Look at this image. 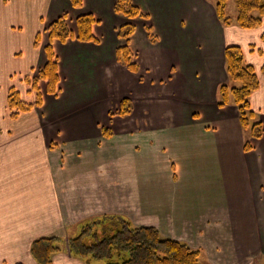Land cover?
<instances>
[{"label": "crops", "instance_id": "1", "mask_svg": "<svg viewBox=\"0 0 264 264\" xmlns=\"http://www.w3.org/2000/svg\"><path fill=\"white\" fill-rule=\"evenodd\" d=\"M131 1L144 17L116 13L115 0H0V264H37L31 245L42 237L63 241L51 264H104L65 245L102 215L155 227L202 264L264 259V15L242 28L222 23L213 0ZM63 12L73 33L90 14L96 41L50 40L46 27ZM127 23L134 30L120 38ZM49 41L57 90L40 81L35 104L27 78ZM125 45L132 67L116 59ZM228 45L260 82L249 104L262 134L248 150L237 107L217 104ZM10 87L32 103L15 117Z\"/></svg>", "mask_w": 264, "mask_h": 264}, {"label": "trees", "instance_id": "2", "mask_svg": "<svg viewBox=\"0 0 264 264\" xmlns=\"http://www.w3.org/2000/svg\"><path fill=\"white\" fill-rule=\"evenodd\" d=\"M71 4L79 7L82 0H70ZM236 7L235 23L242 28H253L260 25L264 15V0H234ZM218 19L229 24L225 14L227 0H213ZM113 9L116 13L128 18L144 17L131 0H115ZM94 19L90 14L76 17V32L73 33L67 24L66 12L61 13L46 27L49 39L64 42L74 38L79 41H96L92 33ZM134 26L131 23L118 28L120 38L128 39ZM37 42V40H36ZM46 62L37 73L27 78L31 89L36 92L35 104L40 103L38 84L45 83L46 92L55 93L58 83L56 57L50 41L44 46ZM225 67L228 81L219 84L217 88V104L219 107L233 104L238 109L239 121L247 130L248 136L244 141V149L251 148L249 138H259L262 134V124L255 118L250 108L249 96L258 88L259 79L254 67L246 64L242 58L240 47L228 45L224 51ZM116 59L127 67H132L128 47L116 49ZM264 71V65H263ZM127 99L120 105L119 114L125 115ZM7 104L12 117L21 111L28 110L32 103L20 99L18 91L10 87L7 94ZM78 233L67 239V250L75 257L89 263L91 261H106V264H202L198 250L190 248L185 242L164 238L155 227L137 226L118 215H102L80 225ZM63 241L58 237H42L32 242L31 254L37 264H51L52 255L61 249ZM116 256L117 261H112Z\"/></svg>", "mask_w": 264, "mask_h": 264}, {"label": "rangeland", "instance_id": "3", "mask_svg": "<svg viewBox=\"0 0 264 264\" xmlns=\"http://www.w3.org/2000/svg\"><path fill=\"white\" fill-rule=\"evenodd\" d=\"M225 14H226V16L229 17L230 23H234L235 16H236V7H235V1L234 0H227L226 7H225ZM262 68H263V66H262ZM262 68H261V71L264 73V71H263ZM70 233L68 235H70ZM74 235L75 234H72V235H70V237L71 236H74ZM112 261H117V257L116 256H113L112 257ZM17 264H20V263H17ZM104 264H106V261L104 262ZM260 264H264V259L262 260V262L260 261Z\"/></svg>", "mask_w": 264, "mask_h": 264}]
</instances>
